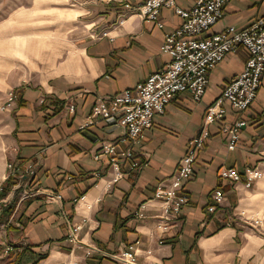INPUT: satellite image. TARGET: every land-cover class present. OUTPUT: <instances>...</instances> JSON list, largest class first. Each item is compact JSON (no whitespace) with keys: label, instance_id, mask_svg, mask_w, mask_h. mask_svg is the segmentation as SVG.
Instances as JSON below:
<instances>
[{"label":"crops","instance_id":"crops-1","mask_svg":"<svg viewBox=\"0 0 264 264\" xmlns=\"http://www.w3.org/2000/svg\"><path fill=\"white\" fill-rule=\"evenodd\" d=\"M174 1L183 10L193 2ZM79 9L78 17L87 15L79 21L84 27L68 46L64 37L45 40L40 74L21 82L0 73V104L8 89L16 92L9 111H0V177L7 160L29 159L38 168L37 192L18 202L9 226L0 228V264H59L67 258H76L79 264H112L97 255L86 260L80 249L69 252L61 211L81 225L78 237L85 245L113 252L137 238L136 264H264V167L250 189L219 182L215 176L220 165L241 170L255 164L264 149V71L235 148L227 150V137L218 133V123L208 126L209 138L191 165L194 178L183 186L189 202L160 233L155 227L159 202L151 199L153 187L168 183L166 176L173 173L185 141L201 126L207 104L241 71L245 53L239 49L208 71L198 102L183 92L156 114L134 148V160L145 163L131 170L130 161L121 160L122 176L113 179L104 158L94 160L92 155L101 141L116 140L119 128L99 121L83 128L79 124L96 98L132 87L169 60L159 50L161 36L178 26L180 18L171 8L160 7L157 28L135 14H125L117 24L123 9L115 1ZM263 14L264 0H230L210 31L241 28ZM217 185L226 201L214 213H205ZM140 203L145 218L137 221L132 214ZM248 219H258V226L242 221ZM9 246L10 252H5ZM39 254L43 258L37 260Z\"/></svg>","mask_w":264,"mask_h":264},{"label":"built area","instance_id":"built-area-1","mask_svg":"<svg viewBox=\"0 0 264 264\" xmlns=\"http://www.w3.org/2000/svg\"><path fill=\"white\" fill-rule=\"evenodd\" d=\"M228 1L193 0L187 10L176 6L173 0H144L135 6L124 2L122 6L126 13L137 14L144 20L153 21L157 27L161 26L157 21L158 9L161 6L173 8L180 18V23L171 31L162 34L159 48L167 54L169 60L158 70L137 81L133 87L97 98L83 123L84 126L99 121L109 128H119L120 134L116 141H101L99 153L93 155L95 160L99 156L105 157L111 169L118 171L121 160L133 158V148L140 143L145 130L151 126L154 115L161 114L165 106L183 92H186L192 101H199L207 84V71L226 54L241 49L246 56L242 72L230 79L223 86L221 93L205 108L202 127L187 140L175 170L167 178L168 183H160L155 187L153 196L162 197L166 203L170 200L174 211H178L187 200L186 195L177 191H180L186 179L192 177L191 163L207 138L206 125L221 121L224 113L221 108L223 103L237 111L246 110L264 69V14L241 28L227 26L218 32L209 31L221 16L223 5ZM124 14H120L118 23L122 21ZM15 99L16 93L11 89L5 96L0 110L9 107ZM242 124V121H236L223 126L222 131L229 135L228 149L234 147L238 128ZM261 156L264 163V150L260 152ZM135 166L138 167L139 164L134 161L130 163V167ZM16 170L11 169L8 175H14ZM21 173L31 174L33 170L22 166ZM217 176L232 184L239 182L248 188L260 176V170L256 166H245L240 173L234 168L220 167ZM210 198L212 203L207 206V211L212 212L224 200V195L220 189H215ZM127 248L132 251L135 245L129 244ZM127 248L120 255L121 258H116L120 264L132 262V254Z\"/></svg>","mask_w":264,"mask_h":264},{"label":"rangeland","instance_id":"rangeland-1","mask_svg":"<svg viewBox=\"0 0 264 264\" xmlns=\"http://www.w3.org/2000/svg\"><path fill=\"white\" fill-rule=\"evenodd\" d=\"M113 1H115L118 4H121V6H122V4H124V2H127V4H129L130 6H135V5L142 3L144 0L140 3H138V2L133 3V2H131V0H108V1H103V0H0V73L3 76H5V79L16 77L21 82H24V81L26 82L28 80L27 78H29V76L32 74H40L42 72V69L40 68V66H42V61H45V40L46 39H48V40L60 39L61 40L64 37L66 44L68 46L69 44L72 43V41L75 39V37H77V35H76L77 30L84 27L82 25L80 26L81 23L79 21L85 20L82 18L86 17L87 15H83V16H79V17L77 16L78 10H80L79 6L85 7L87 5H98L100 3L113 2ZM174 4H175V1H174ZM225 4L223 5V8H224ZM161 7H164V6H161ZM167 8H171L173 10L172 7H167ZM122 9H123V6H122ZM123 12H125V11L122 10L121 13H123ZM173 12H174V10H173ZM88 14L93 15V16L97 15V14H94V12H92V13L90 12ZM125 14L128 15V13H125ZM129 14H133V13H129ZM124 15L122 16L123 18H124ZM135 15H137V14H135ZM157 16H158V13H157ZM138 17L142 21L153 22V21H149L146 19L144 20L140 16H138ZM123 18H122V20H123ZM119 19H120V16H119ZM118 20L116 23L120 24L122 21L120 23H118ZM157 21L159 22L158 19H157ZM153 24L155 25V22H153ZM157 28H159V27H157ZM26 29H27V31H26ZM28 29H31V30H28ZM63 29H64V31H62ZM212 33H214V32H212ZM161 40H162V36H161ZM160 45H161V43H160ZM237 50H239V48L236 49L234 52H236ZM160 52H162V51L160 50ZM162 53H164V52H162ZM229 54H231V53H229ZM229 54H226L223 57V59ZM221 61H219V62H221ZM218 63H216V64H218ZM243 64H244V62H243ZM212 68H210L209 70H211ZM242 69H243V65H242ZM242 69L238 74L233 75L231 78H229V80L232 79L233 77L239 75L242 72ZM208 71H207V74H208ZM263 71H264V69L262 70V72L260 74V78L258 79V84L256 86L255 94H254L253 98L251 99V102L247 106L246 110H244L243 112L237 111V110L232 109L227 104L223 103V104H221V108L224 110V113L221 116V118H222L221 121H214V122L210 123V124H214V123L219 124L218 133L222 136L227 137L226 148H227L228 141H229V135L226 132H223L222 128L224 125L233 124L236 121H242L243 122V124L241 126H239V128H238V137H237V140H236L235 145L233 147V148H235V146L237 145V142L239 140L240 130H241V128H243V126L246 125V118H245L244 114L249 110V107H250L252 101L254 100V98L256 96V91H257V88L259 87V84L261 81V75H262ZM229 80L226 83H228ZM207 82H208V80H207ZM127 88H129V87H127ZM222 88H223V86H222ZM222 88H221V90H222ZM10 90L11 89L7 90L5 96L7 95V93ZM12 90H14V89H12ZM220 91H219L218 95L221 93ZM98 98H101V97H98ZM4 99H5V97H4ZM95 100H94V102H95ZM3 102H4V100H3ZM3 102L0 104V107L3 106L2 105ZM209 104H207V106ZM92 105L90 106L89 113H90ZM69 110L71 112V110H72L71 105H69ZM0 111L1 112L2 111H9V107H4ZM89 113H88V115H89ZM87 116L79 124V128H83V127H86V126H89V125L96 123V122H93L92 124H88V125L83 126V123L85 122ZM227 116H231V118L227 119ZM210 124H207L205 127L206 132H207L206 140H208V138H209L208 126ZM151 125H152V123H151ZM201 127H202V123H201V126L197 129L195 134H197V132L201 129ZM148 129H146V130H148ZM190 138H188L187 140H189ZM187 140L185 141L184 146H185ZM114 141H116V140H114ZM204 143L205 142H203V144ZM203 144H202V147H203ZM139 145H140V143L138 145H136L135 147H137ZM99 147H100V144L97 148L96 153H99ZM134 148H133V158L131 160H128V161H130V163L134 161L137 164H139V166L138 167H136V166L130 167V165H129V168L131 170H135L145 163L143 161L137 162L134 160ZM201 149L199 151H201ZM232 149L227 148V150H232ZM262 150H264V149H262ZM262 150H260L258 152L259 158L255 164H247V165H244L242 167V169L245 166H256L259 168L260 176L253 181V184L255 183L256 180H258L262 177V172H263L262 169L264 167V163H262V156L260 157V152ZM183 151H184V149L182 150L180 157H181ZM199 151L197 152L196 157L198 156ZM41 152H42V149L39 150L38 156L41 155ZM95 154H93V155H95ZM93 155H92V158H93ZM99 158H104L105 163H106L105 157L99 156L97 159H99ZM179 158H178V160H179ZM194 161H193V163H194ZM193 163H191V164H193ZM8 165H9V167H8ZM106 165H107V167H109L111 169V167L107 163H106ZM22 166L27 168L28 170L32 169L33 173H31V174L21 173ZM220 167H226L227 168V166L220 165L215 171V176H216L217 180L219 182H223L225 180H222L217 176V171ZM13 168L17 169L15 174L12 176L8 175V172ZM229 168H234L237 172H240V173L242 170V169L238 170L237 168H235L233 166H230ZM111 170L113 171V179L121 178L122 174L119 171V166H118V171L113 170V169H111ZM37 174H38L37 165L32 160L26 159V160H22V161H18V162L7 160V162L5 163V172L0 177V216H2L1 210L4 208V206L10 204L13 201V199H14V203H13V208H12L11 212L9 213V215H7V217L3 216L2 218H0V224L4 225V226H0V228L3 229L5 227L9 226L6 224H9V220L13 219V215H14V212L16 209L15 206L18 202L24 200L25 198H28L29 196L32 195V193L37 192V189L34 188L36 185L35 180H36ZM97 175L98 174H96V173L93 174V176H95V177ZM169 175H167L166 178H168ZM192 178H194L193 172H192V177H189L188 179H186V181L183 182V184L181 185V188H180L181 192L177 191V193H183L184 195L187 196L186 202L181 205V208L178 211L172 210V204H170L171 203L170 200L168 201V203H166L162 197L157 198V197L153 196V192L155 190V187L158 184H160L161 182H157L155 184V186L153 187L151 199L157 200L159 202L158 213L156 215H154V217L157 221L155 227L159 230L160 233H163L164 231H166V229L169 227V221L170 220H176L177 217L181 214L182 207L185 206L189 202V196L183 190V186L186 182L190 181ZM226 182L228 184H230V186H233L235 184H239V182H235L233 184L229 183L228 181H226ZM253 184H251L250 187H248V188L243 187L241 184L240 185L245 189H250ZM161 185H162V183H161ZM215 189L221 190L219 185L214 187L212 189V191ZM212 191L210 192V194L212 193ZM221 192L223 193L222 190H221ZM210 194L208 196L209 203H207L204 207L205 213L209 212V211H207V206L212 203L211 198H210ZM223 195H224V200L220 204H223L226 201V196L224 193H223ZM47 197L59 199L58 195L47 194ZM143 208H144L143 203H140L137 205V207L135 208V210L133 211V214H132V216L135 220L140 221V220L145 218V215L142 213ZM215 211L216 210L214 209V211L209 212V214H212ZM61 213H62V225L64 227V240L69 244V252L70 253L73 250L80 249V250H82V257L86 260L93 259L94 256L97 255L100 258L104 257L107 261H109L112 264H120L116 258H118V259L121 258L122 256H120V255L122 254V252H124V250H126L127 246L129 244H133V245H135V248H133L132 251L128 250V248H127V251H130V253L132 254L131 264H136V260H135L136 250H137V246L139 243V240L137 238H134L133 240H130V241H125L124 246L122 248H117L113 252H107L98 245H85L80 241V239L78 237L79 231L81 229V225L79 223H73L71 221L70 216H68V214L65 211H61ZM242 221L244 223L251 225V226H258V224H259L258 219H248V220H242ZM165 223H166V225H165ZM228 224H229L228 221H226L224 223V225H228ZM161 238L157 241V243H159V244L162 243ZM135 241H136V243H135ZM8 243H11V242L8 241ZM10 250L11 249L9 246L6 248L5 252H10ZM40 256H42V257H40ZM42 258H43V254H39L37 260L42 259ZM59 264H79V261L76 258H67V259L61 261Z\"/></svg>","mask_w":264,"mask_h":264},{"label":"trees","instance_id":"trees-1","mask_svg":"<svg viewBox=\"0 0 264 264\" xmlns=\"http://www.w3.org/2000/svg\"><path fill=\"white\" fill-rule=\"evenodd\" d=\"M13 203H14V199L10 204L4 206V208L1 210L2 216H0V218H2L3 216L7 217V215H9V213L11 212V210L13 208ZM40 257H42V256H40Z\"/></svg>","mask_w":264,"mask_h":264},{"label":"bare ground","instance_id":"bare-ground-1","mask_svg":"<svg viewBox=\"0 0 264 264\" xmlns=\"http://www.w3.org/2000/svg\"><path fill=\"white\" fill-rule=\"evenodd\" d=\"M219 20V19H218ZM209 128V127H208ZM209 213V212H208Z\"/></svg>","mask_w":264,"mask_h":264}]
</instances>
